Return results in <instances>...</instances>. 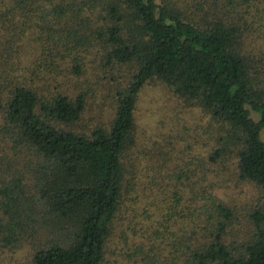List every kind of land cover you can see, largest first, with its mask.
I'll return each mask as SVG.
<instances>
[{"label":"trees","instance_id":"obj_1","mask_svg":"<svg viewBox=\"0 0 264 264\" xmlns=\"http://www.w3.org/2000/svg\"><path fill=\"white\" fill-rule=\"evenodd\" d=\"M6 1L0 32L11 15V34L29 30L41 56L0 94L1 249L27 246L25 264H101L122 199L124 152L134 145L137 95L150 81L217 125L219 146L206 162L197 159L203 168L234 161L237 179L264 198V57L247 43L252 23L262 26L264 0ZM92 58L115 67L119 80L111 78L108 124L83 133L72 125L86 95L67 93L61 75L68 67L83 74ZM180 176L186 183L173 191L164 220L187 227L171 236L166 260L264 264V204L248 211L244 226L215 194L216 181ZM143 254L158 264L151 239Z\"/></svg>","mask_w":264,"mask_h":264},{"label":"rangeland","instance_id":"obj_2","mask_svg":"<svg viewBox=\"0 0 264 264\" xmlns=\"http://www.w3.org/2000/svg\"><path fill=\"white\" fill-rule=\"evenodd\" d=\"M259 4L262 26L255 28L252 23L247 31V43L254 46L255 55L264 57L263 1ZM7 6L10 5L6 0H0V12ZM7 21V31L0 32V94L4 93L9 80H14L20 69L37 67V57L41 56L39 44L33 41V36H29V30L16 37L11 34L13 22L9 14ZM99 61L98 58L87 60L86 71L79 76L69 72L70 67L61 75V87L66 88L67 93L80 91L86 95L84 110L72 125L74 131L88 133L92 128L106 126L112 116L111 78L118 82L119 77L115 67H101ZM258 67L264 69V61ZM33 79L37 81L34 76ZM38 81L41 83V77ZM53 86L61 88L59 83ZM133 117L134 145L124 152L122 199L101 264H148L146 260L142 261V257L150 239L155 245L153 260L158 264H170L166 260L170 259V238L173 234L181 235L183 227H187V223L174 222V219L164 220L166 208L172 203L173 191L182 189L181 183H186L187 179L182 176L177 180L181 173L187 174L189 179L205 175L208 181H216L218 187L215 194L235 207L239 224L249 227L246 214L264 204L258 189L237 179L234 161L225 158L221 164H209L206 170L204 164L197 160L206 159L211 150L219 146L217 125L195 107L186 106L157 81L147 82L141 87ZM260 138L264 141V129ZM237 228L232 227L234 231ZM154 229L159 232L156 237L152 235ZM28 253L27 246L15 250L0 248V264H25L29 259Z\"/></svg>","mask_w":264,"mask_h":264}]
</instances>
